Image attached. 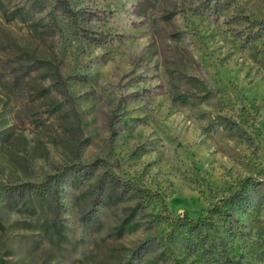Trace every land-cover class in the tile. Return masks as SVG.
<instances>
[{"label": "rangeland", "instance_id": "374dc122", "mask_svg": "<svg viewBox=\"0 0 264 264\" xmlns=\"http://www.w3.org/2000/svg\"><path fill=\"white\" fill-rule=\"evenodd\" d=\"M243 179L264 264V0H0V264H205L175 217Z\"/></svg>", "mask_w": 264, "mask_h": 264}, {"label": "trees", "instance_id": "16d2710c", "mask_svg": "<svg viewBox=\"0 0 264 264\" xmlns=\"http://www.w3.org/2000/svg\"><path fill=\"white\" fill-rule=\"evenodd\" d=\"M12 17L11 15L10 18ZM31 26L34 27L35 24ZM247 183V179H243L233 186H228L224 194L207 207L202 214L189 217L186 212H183L180 218L175 217V220H178L175 228L181 229L186 239L191 240V254L203 258L205 264H238L235 257L230 256L224 241L232 229V209L241 210L245 206ZM28 186L31 187L29 184ZM233 222L236 223L234 220ZM170 233L171 230L167 235ZM210 234L213 235L212 240ZM223 234L224 238L221 236ZM258 257L264 260V238L261 240Z\"/></svg>", "mask_w": 264, "mask_h": 264}]
</instances>
